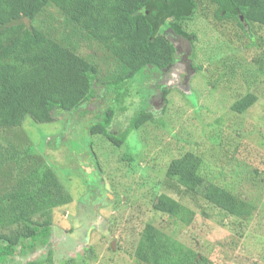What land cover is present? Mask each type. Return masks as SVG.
I'll list each match as a JSON object with an SVG mask.
<instances>
[{
	"label": "rangeland",
	"instance_id": "rangeland-1",
	"mask_svg": "<svg viewBox=\"0 0 264 264\" xmlns=\"http://www.w3.org/2000/svg\"><path fill=\"white\" fill-rule=\"evenodd\" d=\"M206 5L185 24L191 40L180 41L164 27L162 34L175 46L167 69L147 70L121 91L101 80L91 100L76 111H58L56 122L28 118L21 128L0 131L1 177L18 161H45L73 197L54 212L48 243L24 254L18 250L7 264H138L134 252L148 223L210 264H264V29L219 22L214 6ZM25 23L69 44L106 75L116 70L114 60L67 28L55 8ZM249 93L257 96L255 104L234 112L233 104ZM110 108L116 110L108 128L113 135L126 131L139 112L153 120L116 148L90 134ZM187 152L203 158L204 175L251 204L249 218L178 196L196 212L191 225L153 211L155 195L175 196L164 186L165 173ZM16 178L8 179L10 186ZM10 186H0V195Z\"/></svg>",
	"mask_w": 264,
	"mask_h": 264
},
{
	"label": "trees",
	"instance_id": "trees-1",
	"mask_svg": "<svg viewBox=\"0 0 264 264\" xmlns=\"http://www.w3.org/2000/svg\"><path fill=\"white\" fill-rule=\"evenodd\" d=\"M206 4L214 6L213 16L219 22L235 21L243 30L245 24L264 29V0H0V131L21 128L28 118L37 124L56 122L58 111L73 112L91 100L101 80L120 90L147 70L167 69L175 46L162 34L164 27L169 25L176 35L191 40L185 24ZM50 7L57 10L67 28L81 32L105 51L116 63V70L106 75L69 44L25 23H35ZM256 101L257 96L249 93L234 103L232 110L243 114ZM115 111L110 108L102 113L90 134L103 137L116 148H121L134 130L153 120L151 114L139 112L126 131L113 135L108 128ZM4 158L1 153L0 166ZM24 161L8 166L6 179L0 172V186H10L8 179L18 175L0 195V264H7L18 250L24 254L47 244L54 212L73 202L51 165ZM128 161L136 160L131 156ZM203 165V158L193 152L172 160L164 186L175 196L155 195L153 211L189 226L196 212L182 202L186 198L194 205L202 200L228 216L249 218L251 204L204 175ZM134 254L138 264H210L150 223L141 231Z\"/></svg>",
	"mask_w": 264,
	"mask_h": 264
},
{
	"label": "water",
	"instance_id": "water-1",
	"mask_svg": "<svg viewBox=\"0 0 264 264\" xmlns=\"http://www.w3.org/2000/svg\"><path fill=\"white\" fill-rule=\"evenodd\" d=\"M171 33H173L174 34V36L177 38V39H179L180 41H186V39H184L183 37H181V36H178V35H176L172 30H171Z\"/></svg>",
	"mask_w": 264,
	"mask_h": 264
}]
</instances>
